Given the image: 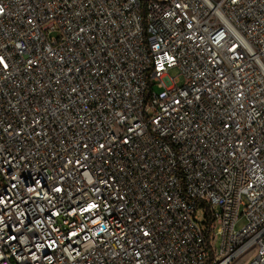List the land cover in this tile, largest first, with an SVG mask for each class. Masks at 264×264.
Wrapping results in <instances>:
<instances>
[{"label": "built area", "instance_id": "built-area-1", "mask_svg": "<svg viewBox=\"0 0 264 264\" xmlns=\"http://www.w3.org/2000/svg\"><path fill=\"white\" fill-rule=\"evenodd\" d=\"M251 250L264 264V0H0V264Z\"/></svg>", "mask_w": 264, "mask_h": 264}, {"label": "rangeland", "instance_id": "rangeland-1", "mask_svg": "<svg viewBox=\"0 0 264 264\" xmlns=\"http://www.w3.org/2000/svg\"><path fill=\"white\" fill-rule=\"evenodd\" d=\"M179 74V70L177 67L171 68L168 71V76H167V80H169V78L171 77H177ZM179 81H180V85H182L184 83V79L183 77H179ZM198 218L201 219L203 217L202 211L198 212ZM244 224V220L241 219L239 222V227H241ZM220 243V239H217V244ZM256 252L254 250L249 251L248 253L244 254L243 256H241L240 258L234 260L231 264H248L250 262V260L253 258V256H255Z\"/></svg>", "mask_w": 264, "mask_h": 264}]
</instances>
